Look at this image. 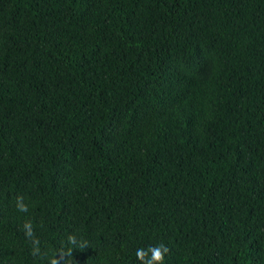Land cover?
<instances>
[{
  "label": "trees",
  "instance_id": "1",
  "mask_svg": "<svg viewBox=\"0 0 264 264\" xmlns=\"http://www.w3.org/2000/svg\"><path fill=\"white\" fill-rule=\"evenodd\" d=\"M160 245L264 264V0H0V264Z\"/></svg>",
  "mask_w": 264,
  "mask_h": 264
},
{
  "label": "clouds",
  "instance_id": "2",
  "mask_svg": "<svg viewBox=\"0 0 264 264\" xmlns=\"http://www.w3.org/2000/svg\"><path fill=\"white\" fill-rule=\"evenodd\" d=\"M19 210L21 211H26V207L23 204L18 205ZM74 237H69L70 241H74ZM81 246H86V245H81ZM142 251H150L151 255L147 256L144 261L143 264H163V260H164V256L165 253L167 252V248L166 246L160 245L159 247H156L154 249H148V250H143V249H138L137 250V256L138 258H140V252ZM71 249H69L68 253H66V255H71Z\"/></svg>",
  "mask_w": 264,
  "mask_h": 264
}]
</instances>
